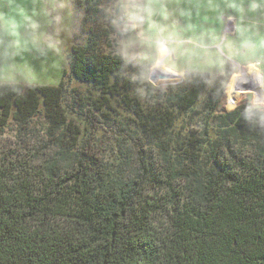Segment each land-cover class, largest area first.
I'll list each match as a JSON object with an SVG mask.
<instances>
[{"label":"trees","instance_id":"1","mask_svg":"<svg viewBox=\"0 0 264 264\" xmlns=\"http://www.w3.org/2000/svg\"><path fill=\"white\" fill-rule=\"evenodd\" d=\"M98 41L92 29L66 56L82 91L63 78L0 84V140L9 117L28 129L39 113L45 135L36 147L0 141V264H264L253 105L218 112L224 75L188 70L144 106ZM95 122L114 127L108 145L82 126Z\"/></svg>","mask_w":264,"mask_h":264},{"label":"rangeland","instance_id":"2","mask_svg":"<svg viewBox=\"0 0 264 264\" xmlns=\"http://www.w3.org/2000/svg\"><path fill=\"white\" fill-rule=\"evenodd\" d=\"M8 0H0V10ZM31 16L38 24L35 29L26 28L21 23L18 35L13 38L0 32V69L6 68L19 84L55 86L63 78L66 92L84 90L83 84L68 73L67 54L73 40H83L89 31L95 30L99 46L104 53L118 54L123 61L122 74L130 88V96L142 105L154 104L156 96L148 97V89L157 93L162 90L182 86L186 71H198L192 67L191 59L186 53L190 48H203L220 53V62L207 71L211 75H224V89L218 103L217 111L226 112L243 102L256 103L251 92L242 93L230 105L226 101L225 91L233 73L245 70L247 62H253L262 79L264 93V45L256 37L264 33V10H249L250 0H159L169 13L168 22L175 24L179 33V47L173 48L168 43L163 45L164 55L159 54V36L146 25L158 16L144 14L136 17L117 15L116 5L127 0H94L93 6L85 11V0H67L66 7L57 12L47 10L49 0H11ZM233 5H239V8ZM15 14V13H13ZM60 15L57 22L53 17ZM83 16L87 17L83 22ZM58 29V30H57ZM35 34L52 36L58 43L56 48L48 47L41 38L34 41ZM74 34L77 39H74ZM231 42L228 44V42ZM227 45V47H226ZM157 60L159 64H157ZM230 72H225L226 67ZM24 68L25 73L20 69ZM154 73L155 78L150 79ZM159 74L167 75L158 77ZM25 76L31 83L25 81ZM77 122L83 124L81 119ZM198 122L197 119H195ZM44 119L41 113L34 116L28 129L20 128L11 117L1 135V143L6 147L13 144L22 148L29 143L37 146L44 135ZM86 126L91 135L102 138L104 144L113 141L114 127L95 122ZM30 128V129H29ZM103 146V145H102Z\"/></svg>","mask_w":264,"mask_h":264},{"label":"clouds","instance_id":"3","mask_svg":"<svg viewBox=\"0 0 264 264\" xmlns=\"http://www.w3.org/2000/svg\"><path fill=\"white\" fill-rule=\"evenodd\" d=\"M66 3L67 0H49L48 9H42V15L47 17L49 11L58 13L66 7ZM233 6L239 8V5ZM2 7L8 11L0 10V32L12 37L14 43L22 22L26 28L35 29L38 27L37 22L31 16L27 15L26 12L21 9L20 5L14 4L11 0H8ZM115 7L117 15L119 16L136 17L141 14L149 17L158 16L160 18L159 20H151L146 25L148 29L154 31L159 36L158 46L163 49V45L168 43L173 48L179 47V33L177 28L175 24L168 22L169 13L159 0H127V2L119 3ZM248 7L251 11L264 10V0H250ZM53 18L57 22L61 20V16L58 14ZM41 38L47 43L48 47L53 49L56 48L58 41H56L54 37L44 36L43 34H35L33 36V40L37 42L40 41ZM256 39L261 45H264V33H260ZM230 43L229 41L228 44ZM186 55L190 57L192 67L198 71H207L217 66L220 62V53L218 51H210L203 48H190ZM20 71L25 73L24 68H21ZM25 81L31 83V80L28 79L27 76H25ZM17 83L18 80L16 77L6 68L0 69V84L15 86ZM250 112L264 123V100H257L250 109Z\"/></svg>","mask_w":264,"mask_h":264},{"label":"bare ground","instance_id":"4","mask_svg":"<svg viewBox=\"0 0 264 264\" xmlns=\"http://www.w3.org/2000/svg\"><path fill=\"white\" fill-rule=\"evenodd\" d=\"M164 51V48H159L161 56L164 55ZM159 61L157 60V64H159ZM262 84L258 68L252 63L247 64L245 70H239L230 77L225 91L227 103L230 105V103L234 102L235 99L246 91L252 93L255 101L264 100Z\"/></svg>","mask_w":264,"mask_h":264},{"label":"water","instance_id":"5","mask_svg":"<svg viewBox=\"0 0 264 264\" xmlns=\"http://www.w3.org/2000/svg\"><path fill=\"white\" fill-rule=\"evenodd\" d=\"M167 75H163V74H159L158 77H166ZM155 78V74L154 73H151L150 74V79H154Z\"/></svg>","mask_w":264,"mask_h":264},{"label":"crops","instance_id":"6","mask_svg":"<svg viewBox=\"0 0 264 264\" xmlns=\"http://www.w3.org/2000/svg\"><path fill=\"white\" fill-rule=\"evenodd\" d=\"M250 63L254 64L253 62H247V64H250ZM254 65H255V64H254Z\"/></svg>","mask_w":264,"mask_h":264}]
</instances>
